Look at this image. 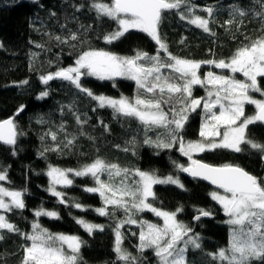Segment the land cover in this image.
Returning a JSON list of instances; mask_svg holds the SVG:
<instances>
[{
  "label": "trees",
  "instance_id": "16d2710c",
  "mask_svg": "<svg viewBox=\"0 0 264 264\" xmlns=\"http://www.w3.org/2000/svg\"><path fill=\"white\" fill-rule=\"evenodd\" d=\"M109 1L0 0V121L12 118L17 126L15 145L0 142V171L6 173L2 184L9 190L20 191L26 205L22 210L0 212L19 228L20 233H31L32 224L39 223L50 232L80 237L84 241L80 250L82 264H126L117 259L114 231L119 221L127 219L124 210H116L114 216H100L95 211L100 207L111 211L113 206H105L98 193L85 191L96 186L91 176H73V184L62 190L65 203L61 204L60 199L48 191L47 170L50 166L81 169L99 158L108 164L129 169V180H138L134 174L137 169L154 172L158 176L178 177L183 188L173 184L155 185V199L151 197L149 202L167 211L175 212L181 208L182 211L177 213L179 221L191 227L199 235L201 243V249L190 248L186 253L188 264H213L207 254L227 246L229 240V225L225 223L227 217L222 206L210 195L213 190L219 189L177 168V165H190L188 157L179 152L178 145L157 149L145 144L146 136L154 140L157 132L162 130H146L138 119L114 114L111 107H101L96 99L80 92L68 81L57 78L47 85L41 82L42 76L73 65L84 51L104 50L129 57L137 51L157 54L159 46L139 30H130L112 43L104 40L106 34L116 30L117 24L106 17L98 18L91 5L93 2ZM191 2L198 6L197 14L203 17L207 14L201 9L214 8L209 26L215 35L203 32L186 19H180L178 10L165 13L159 31L168 52L176 57L193 61L227 59L243 43H247L246 36L250 39L264 36V20L256 16L259 5L254 0ZM234 6H243L249 14L234 18ZM229 19L235 22L226 23ZM73 34L77 39H71ZM159 55L167 58L162 51ZM170 71L164 69L162 72ZM25 80L27 84L22 83ZM258 81L264 87V78L258 77ZM81 82L97 95L123 96L131 100L138 93L144 98L151 96L138 89L135 81L126 78L100 80L84 75ZM44 91L48 95L40 98V93ZM21 106L24 109L18 112ZM168 107L165 106V111ZM179 107L177 105V110ZM245 110L247 114H252L254 107L248 105ZM77 117L82 123H78ZM202 120L201 108L189 113L182 132L184 141L200 139ZM53 133L56 134L55 140L52 139ZM248 134L264 143L263 124L250 125ZM195 160L214 166L238 165L264 178V159L252 149L235 153L218 148L196 155ZM99 178L108 180V173H101ZM122 178L123 174L113 182L118 183ZM73 202H79L84 210L73 207ZM40 209L56 211L60 219L35 216ZM197 209L208 210L211 215L196 220ZM134 218L156 224L161 222L148 211L136 213ZM78 219L103 225L104 230H95L89 235L76 222ZM0 234L3 235L0 239V264H21L24 246L29 242L22 235L7 229L0 230ZM122 237L121 246L133 256L140 257L142 264H158L152 249L139 250L137 236L122 233Z\"/></svg>",
  "mask_w": 264,
  "mask_h": 264
},
{
  "label": "snow or ice",
  "instance_id": "6c2138e0",
  "mask_svg": "<svg viewBox=\"0 0 264 264\" xmlns=\"http://www.w3.org/2000/svg\"><path fill=\"white\" fill-rule=\"evenodd\" d=\"M254 3L259 5L256 16L264 20V0H254ZM91 7L95 9L98 18L106 17L117 24L115 31L104 36L107 43L119 40L135 29L146 33L155 41L159 46L157 54L137 51L132 57H121L103 50L84 51L76 60L75 66L42 76L41 82L47 85L49 81L57 78L68 81L80 92L99 101L101 107H111L114 114L138 119L146 130L161 129L154 140L146 136L144 143L157 149H170L178 145L179 152L190 161L189 166L177 165L180 171L193 178L210 180L212 184L224 190V195L215 191L210 193L211 198L222 206V211L227 217L225 223L230 226L227 247L207 254L213 264H264V178L253 175L238 165L225 164L217 167L192 159L195 152L218 148L235 153L252 149L264 159V143L254 140L248 134L250 125L264 124V98L257 99L253 95L259 93L264 97V87L258 81V77L264 78V36L256 39L246 36L247 43H243L227 59L193 61L168 52L159 26L165 13L178 10L180 19H186L203 32L215 35L209 26L214 16L213 7L201 9L207 17L197 14L198 6L191 0H111L110 4L93 2ZM248 14L243 6H234L232 9V16L236 19ZM234 22V19L226 21L228 24ZM56 39L60 40V37ZM71 39H77L76 35L73 34ZM161 51L167 54V58L159 55ZM202 64L226 69L231 74L208 71L201 78L199 70ZM82 69L86 71L82 72ZM162 69L171 71L164 73ZM236 74H241L244 79H238ZM82 75L95 76L100 80L113 79L116 76L130 79L135 81L138 89L150 93L151 96L144 98L138 93L132 100L123 96L118 100L95 96L83 86ZM22 83L27 84L28 81ZM194 85L205 88L206 97H194ZM47 95V91L41 92L40 98ZM166 105L169 106L167 111ZM177 105H180L178 110ZM246 105L254 107L252 115H246ZM201 106L205 114L199 131L201 139L185 142L182 132L189 119V113L195 112ZM23 109L24 106H21L18 112ZM77 121L82 123L79 117ZM16 127L12 118L0 121V142L15 145ZM52 139H56L55 133L52 134ZM68 143L71 144L72 141ZM103 172L108 173L106 181L99 178ZM129 172V169H122L98 158L81 169H59L50 166L47 175L52 178L54 184L64 186L73 184L68 173L75 177L91 176L96 186L88 187L85 191L98 193L105 206H113L111 211L106 210V207L96 208L95 211L100 216H114L116 210H124L127 219L119 221L114 229L117 259L126 264H137L138 261L142 264L140 257L133 256L121 247L119 229L125 223L137 224L138 220L134 218L136 213L148 211L162 218L163 224L139 221V250L142 252L144 249H152L158 264H188L186 253L190 248L201 249L200 237L191 227L177 219L181 208L175 212H166L149 202V197L155 199L154 185L173 184L183 188L180 180L173 176L162 179L154 172L138 169L135 176L139 179L129 180ZM122 174L123 178L118 183L113 182ZM5 179L6 173L0 171V181ZM50 191L53 196L60 198L61 204L65 203L64 193L55 189ZM5 197L10 199L6 201ZM72 206L84 210L79 202H73ZM25 207L20 191L0 187V210L11 212ZM197 212L198 215L194 216L196 220L211 215V212L205 209H197ZM35 216L60 219L58 212L44 209L37 210ZM76 222L89 235L93 234L94 230H104L103 225L84 219H78ZM3 229L16 232L30 242L24 246L21 264H81L80 250L84 241L78 236L50 233L37 223L32 224L31 233H20L19 228L4 215H0V230ZM0 239H3L2 234Z\"/></svg>",
  "mask_w": 264,
  "mask_h": 264
},
{
  "label": "rangeland",
  "instance_id": "374dc122",
  "mask_svg": "<svg viewBox=\"0 0 264 264\" xmlns=\"http://www.w3.org/2000/svg\"><path fill=\"white\" fill-rule=\"evenodd\" d=\"M104 3H111V0L109 1V2H104ZM132 30H135V29H132ZM0 47H2V42L0 41ZM104 51V50H103ZM108 52V51H107ZM115 54V53H114ZM118 55V54H117ZM119 56H121V57H129V56H124V55H119ZM132 57V56H131ZM78 59V58H77ZM71 66H75V63L73 64V65H71ZM70 67V66H69ZM82 72H85L86 70H84V69H82L81 70ZM162 71H164V69H162ZM208 71H213V72H215V73H217V74H225V75H230L231 73L228 71V70H221V69H218V68H215V66L214 65H208V64H202V66H201V69L199 70V75L201 76V78H203L205 75H206V73L208 72ZM87 76H89V75H87ZM91 77H94V78H97V77H95V76H91ZM236 77L238 78V79H244V77L241 75V74H236ZM116 78H123V77H120V76H116V77H114L113 79H116ZM198 88V89H197ZM95 96H104V97H109V98H112V99H120L121 97H118V98H115V97H110V96H106V95H97V94H94ZM253 95L255 96V98H257V99H261V98H264V97H261L260 96V94L259 93H253ZM193 96L194 97H196V98H199V97H206V90H205V88H203V87H201V86H199V85H194L193 86ZM127 98V97H126ZM131 100V99H130ZM98 103L100 104V102L98 101ZM246 106H248V105H246ZM246 106H245V108H246ZM199 108H201L202 109V111H203V108H202V106L201 107H199ZM198 109V108H197ZM196 109V110H197ZM246 111V110H245ZM246 113V112H245ZM254 113V112H253ZM252 113V114H253ZM252 114H247L246 113V115H252ZM204 112H203V118H204ZM201 139V138H200ZM217 139V141L219 140V137H217L216 138ZM188 141H196V140H186L185 142H188ZM202 152H195V153H193L192 154V159L193 160H195V156L196 155H199V154H201ZM51 167H55V168H59V167H56V166H51ZM50 168V167H49ZM59 169H62V168H59ZM75 170V169H74ZM48 171H49V169L47 170V173H48ZM135 171L136 170H134V174H135ZM142 171H144V170H142ZM148 172V171H147ZM48 176V175H47ZM68 176H69V178H73V174L72 173H68ZM158 176V175H157ZM160 178H165V177H168V176H159ZM48 178H49V187H48V191H49V193L50 194H52L51 193V191H50V189H55L56 191H59V192H62L63 193V188L65 187L64 185H62V184H54L53 183V181H52V178L51 177H49L48 176ZM174 178H178V177H174ZM138 179H139V177H138ZM179 179V178H178ZM180 180V179H179ZM180 182H181V180H180ZM181 184H182V182H181ZM155 186V185H154ZM154 186H153V190H154ZM0 187H4V188H6V186H4L3 184H2V181H0ZM7 189V188H6ZM9 190V189H8ZM10 191H15V190H10ZM213 191H215V192H217L218 194H220V195H224L225 193H224V190H222V189H219V190H213ZM212 191V192H213ZM22 198H23V195H22ZM151 197H149V199H150ZM10 198H7V197H5V200L6 201H8ZM60 199V198H59ZM217 202V201H216ZM218 203V202H217ZM219 204V203H218ZM154 206V205H153ZM155 207V206H154ZM157 208V207H156ZM157 209H159V210H162V211H166V212H173V211H167V210H163V209H160V208H157ZM47 211H52V210H47ZM0 215H4L3 213H1L0 212ZM159 219H161V222H160V225H162L163 224V219L162 218H160V217H158ZM136 219V218H135ZM177 219H178V217H177ZM138 220V219H137ZM179 220V219H178ZM139 221L140 220H138V223L137 224H128V223H125V224H123V226L119 229V231L121 230V243H122V240H123V237H122V233H129L131 236H137V238H138V245H139V243H140V241H139V232L141 231V227H140V223H139ZM147 222H150V221H147ZM152 223V222H151ZM37 224H39V223H37ZM41 227V226H40ZM230 227V226H229ZM41 228H43V227H41ZM43 229H46V228H43ZM48 230V229H47ZM49 231V230H48ZM95 231V230H94ZM50 232V231H49ZM50 233H53V232H50ZM54 234H61V233H54ZM62 234H64V233H62ZM65 235H71V234H65ZM198 235V234H197ZM74 236H76V235H74ZM199 236V235H198ZM115 237H116V234H115ZM30 243V242H29ZM115 246H116V244H115ZM123 249H124V247H123V245L121 246ZM225 247H227V246H225ZM225 247H223V248H225ZM139 251V250H138ZM128 252V251H127ZM140 252V251H139ZM130 253V252H129ZM81 264H82V260H81Z\"/></svg>",
  "mask_w": 264,
  "mask_h": 264
},
{
  "label": "water",
  "instance_id": "95a60500",
  "mask_svg": "<svg viewBox=\"0 0 264 264\" xmlns=\"http://www.w3.org/2000/svg\"><path fill=\"white\" fill-rule=\"evenodd\" d=\"M84 75H82L81 77H83ZM9 119V118H8ZM264 125V124H263ZM1 143H3V142H1ZM200 161V160H199ZM200 162H202V163H206V162H204V161H200ZM206 164H209V163H206ZM209 165H211V164H209ZM212 166H214V165H212ZM217 167H219V166H217ZM188 176H190V177H192L191 175H189L188 173H186ZM200 180H202V181H204L205 183H207V184H209L210 186H212V187H215V188H218V189H221V188H219L217 185H214V184H212L211 183V181L210 180H205V179H202V178H199ZM223 190V189H222Z\"/></svg>",
  "mask_w": 264,
  "mask_h": 264
}]
</instances>
